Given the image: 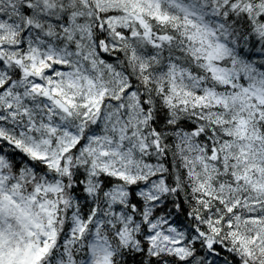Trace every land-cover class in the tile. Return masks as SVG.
<instances>
[{
    "label": "snow or ice",
    "instance_id": "1",
    "mask_svg": "<svg viewBox=\"0 0 264 264\" xmlns=\"http://www.w3.org/2000/svg\"><path fill=\"white\" fill-rule=\"evenodd\" d=\"M0 264H264V0H0Z\"/></svg>",
    "mask_w": 264,
    "mask_h": 264
}]
</instances>
